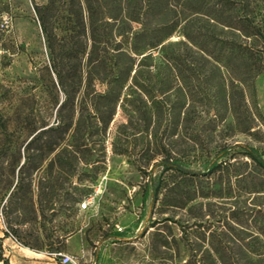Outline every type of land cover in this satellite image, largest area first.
I'll return each mask as SVG.
<instances>
[{"label": "rangeland", "instance_id": "obj_1", "mask_svg": "<svg viewBox=\"0 0 264 264\" xmlns=\"http://www.w3.org/2000/svg\"><path fill=\"white\" fill-rule=\"evenodd\" d=\"M186 1L0 0V237L52 264H254L264 71L241 18L263 22L264 0Z\"/></svg>", "mask_w": 264, "mask_h": 264}, {"label": "trees", "instance_id": "obj_2", "mask_svg": "<svg viewBox=\"0 0 264 264\" xmlns=\"http://www.w3.org/2000/svg\"><path fill=\"white\" fill-rule=\"evenodd\" d=\"M193 1H196V4H198L200 6V8L206 9V0H187L186 4L192 3ZM52 2H53V0H49L48 4H52ZM46 8H47V5H45L43 7H35V12H36L38 21L40 23V27L43 30H45V14H44V11ZM196 10L197 11H195L194 14L198 13V14L206 15L205 13H202L203 11H201V9H196ZM241 19H242L241 22H243V25L245 28L249 27L250 29L253 30L251 35H255L257 37L258 45H257L256 50L258 52V61L260 62L258 67H259V71H264V21L259 23V24H255V23H252L247 16H244ZM162 27L163 28H161V29L167 30L166 29L167 27L165 25ZM170 32H171V30H167V33L162 36L163 39L158 40L156 42V44L152 45L151 43H147L148 41L146 42V44L149 46V48L156 47L158 44L163 42L165 37H167L170 34ZM138 35H139V37H141L142 34H138ZM145 35H146V33H144V35L142 37H144ZM135 36H137V35H135ZM124 38L127 39L128 41L130 39L128 36L124 37ZM124 38L120 35L119 40L115 41L114 47H115L116 53H115L114 57H120V55H122V52H121L122 49H120L121 48L120 45L123 44L124 42H126L124 40ZM61 40H63V38H61ZM149 40H151V39H149ZM132 42H134V44L137 43L135 41V39H133ZM129 45H130V48L132 49L130 42H129ZM245 46H246V44L244 45V47ZM130 48L127 51H132L133 53L139 52L140 50H143L142 47H140L138 49L135 47L132 50ZM101 50L103 52H106L105 48H102ZM100 64H102V66H104L102 59H100ZM123 74H124V72H122L121 69L120 70L117 69L116 71L110 73V75H108L106 77H103L101 79L96 78L97 80L104 81L105 83H107L106 87L104 88V94L102 95V97H111V98L118 97L117 92H118L119 83H124V75ZM55 75L58 79V83H63L62 75L57 71H56ZM62 105H63V103L60 104V107ZM58 128H59V125L57 124L55 126H49L45 130L39 131L38 133H36V135L32 136L30 138V140L26 143V148L29 149V147L32 144H34L35 142H38V140L41 139V136H43L44 134L52 133L53 131L57 130ZM66 128H67V126H65V129ZM246 156L249 159H251L257 165V167L261 171L262 175L264 176V163L258 157V155L255 153V151H250V152L246 153ZM213 167H216V166L214 165ZM170 168L179 172L180 174H182L183 176H186V177L206 176V171H201L198 169L185 168V167L181 166L180 164H177L174 162L171 163ZM5 237H10L12 240L16 241V239L11 235H6ZM247 237H250V239L245 241L246 243H244L243 252L249 253L256 258V261L254 262V264H264V233L258 232L255 234H251ZM247 237L244 236L242 239L245 240ZM0 263L1 264H9L8 260L4 259L2 257L1 250H0ZM244 264H252V262H245Z\"/></svg>", "mask_w": 264, "mask_h": 264}, {"label": "crops", "instance_id": "obj_3", "mask_svg": "<svg viewBox=\"0 0 264 264\" xmlns=\"http://www.w3.org/2000/svg\"><path fill=\"white\" fill-rule=\"evenodd\" d=\"M0 238L2 239L0 240L2 257L7 259L9 264H52L50 261L34 257L36 254L33 251L21 246L10 237L2 236Z\"/></svg>", "mask_w": 264, "mask_h": 264}, {"label": "built area", "instance_id": "obj_4", "mask_svg": "<svg viewBox=\"0 0 264 264\" xmlns=\"http://www.w3.org/2000/svg\"><path fill=\"white\" fill-rule=\"evenodd\" d=\"M89 202H90V198L87 199V202L86 203L88 204ZM82 207L83 208L86 207L85 203L82 204ZM55 255H57V256L60 257V260H59V263L60 264H68V263L71 262V259H70V257L68 255L60 254V253H57Z\"/></svg>", "mask_w": 264, "mask_h": 264}, {"label": "water", "instance_id": "obj_5", "mask_svg": "<svg viewBox=\"0 0 264 264\" xmlns=\"http://www.w3.org/2000/svg\"><path fill=\"white\" fill-rule=\"evenodd\" d=\"M263 213H264V210H263Z\"/></svg>", "mask_w": 264, "mask_h": 264}]
</instances>
